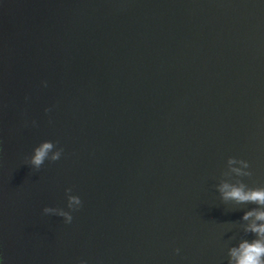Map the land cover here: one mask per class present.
<instances>
[{"label":"water","instance_id":"1","mask_svg":"<svg viewBox=\"0 0 264 264\" xmlns=\"http://www.w3.org/2000/svg\"><path fill=\"white\" fill-rule=\"evenodd\" d=\"M0 145L6 264H226V158L264 184V0H0Z\"/></svg>","mask_w":264,"mask_h":264},{"label":"clouds","instance_id":"2","mask_svg":"<svg viewBox=\"0 0 264 264\" xmlns=\"http://www.w3.org/2000/svg\"><path fill=\"white\" fill-rule=\"evenodd\" d=\"M46 84L47 81H41L42 86ZM44 111L48 112L49 108L45 107ZM31 123L36 124L34 120ZM61 153V147L54 145L52 140L43 139L33 145L30 154L24 157V163L30 165L32 169H39L45 160H58ZM250 174L249 162L246 159L230 155L225 160V169L221 178L215 184L221 201L242 206L252 205L244 207L241 212L239 228L242 235L235 243L228 244L226 264H264V184H246L241 177ZM64 192L66 207L44 205L41 212L62 217L63 222L67 224L72 221V212L78 210L82 202L80 196L72 193L70 187H65ZM0 264H6L2 244H0ZM77 264H87V261L80 259Z\"/></svg>","mask_w":264,"mask_h":264}]
</instances>
